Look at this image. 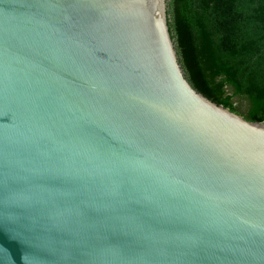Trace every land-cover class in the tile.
<instances>
[{
    "label": "water",
    "instance_id": "water-1",
    "mask_svg": "<svg viewBox=\"0 0 264 264\" xmlns=\"http://www.w3.org/2000/svg\"><path fill=\"white\" fill-rule=\"evenodd\" d=\"M167 0H0V264H264V120L196 90Z\"/></svg>",
    "mask_w": 264,
    "mask_h": 264
},
{
    "label": "trees",
    "instance_id": "trees-1",
    "mask_svg": "<svg viewBox=\"0 0 264 264\" xmlns=\"http://www.w3.org/2000/svg\"><path fill=\"white\" fill-rule=\"evenodd\" d=\"M168 26L193 87L264 120V0H167Z\"/></svg>",
    "mask_w": 264,
    "mask_h": 264
}]
</instances>
